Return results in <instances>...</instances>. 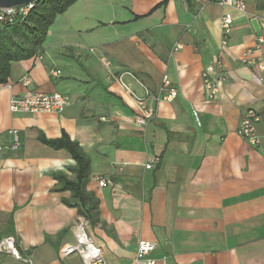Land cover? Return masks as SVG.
I'll list each match as a JSON object with an SVG mask.
<instances>
[{
	"label": "crops",
	"instance_id": "obj_1",
	"mask_svg": "<svg viewBox=\"0 0 264 264\" xmlns=\"http://www.w3.org/2000/svg\"><path fill=\"white\" fill-rule=\"evenodd\" d=\"M246 8L240 15L217 0H78L32 58L10 64L0 85V238L13 237L28 262L0 255V264H83L60 253L74 242L81 215L54 178L73 180L75 163L38 141L62 133L89 160L86 190L99 213L89 231L104 264H134L139 241L155 244V264H264V69L243 63L247 52L264 61V45L257 48L264 0H247ZM224 12L233 14L225 45ZM215 62L221 86L208 99L202 73ZM123 72L155 108L145 126L117 82ZM163 78L177 92L169 102ZM124 82L144 96L134 80ZM29 91L70 103L60 114H12L11 97ZM247 110L260 117L257 146L237 135ZM10 130L18 132L17 151L8 149ZM154 157L159 165L145 169Z\"/></svg>",
	"mask_w": 264,
	"mask_h": 264
},
{
	"label": "built area",
	"instance_id": "obj_2",
	"mask_svg": "<svg viewBox=\"0 0 264 264\" xmlns=\"http://www.w3.org/2000/svg\"><path fill=\"white\" fill-rule=\"evenodd\" d=\"M247 0H217V5L222 9L232 10L237 14H246ZM34 3L27 6L0 8V29L10 27L17 22L25 19L29 12L33 9ZM233 27V14L231 12H224L220 20L221 42L226 44L227 39ZM260 28L264 31V16L260 19ZM264 45V38L260 36L257 40V48ZM243 63L249 64L259 71L264 69V61L250 59V52L244 55ZM220 64L215 62L205 67L202 73V81L204 94L208 99L217 97L220 91L221 80L219 79ZM60 72H55L59 75ZM128 77L134 80L144 91V96L137 95L130 87L124 82V78ZM261 83L263 80L258 78ZM24 84L27 86L30 81L23 79ZM117 82L122 88L123 92L131 100L135 112L136 123L139 126H145L155 115V108L153 105L148 104V91L139 83L136 77L129 73L123 72L117 77ZM163 93L162 100L172 101L176 98L177 92L170 87L167 78H163L160 94ZM162 95V94H161ZM160 97L156 98L159 101ZM70 98L67 95L53 93L44 94L36 91H29L21 96H13L9 101V111L12 114H60L69 105ZM193 116L198 122V115L193 111ZM260 117L254 110H247L244 112L240 126L237 130V135L246 140L253 146L260 143V139L256 133V125L259 123ZM11 143L8 146L10 151H17L20 147L19 136L16 130H10ZM159 158H152L146 165L145 169L151 170L159 165ZM106 180H100L101 187L107 186ZM74 242L72 244H65L60 248V253L63 256L76 254L79 256L83 264H104L102 249L95 243V240L89 231V222L82 216L78 217L73 227ZM155 244L148 241H139L137 244L136 256L134 264H155L154 260L150 259L149 254L154 250ZM0 255H8L15 260L28 262V259L21 258L17 248L16 242L13 237L0 238Z\"/></svg>",
	"mask_w": 264,
	"mask_h": 264
},
{
	"label": "trees",
	"instance_id": "obj_3",
	"mask_svg": "<svg viewBox=\"0 0 264 264\" xmlns=\"http://www.w3.org/2000/svg\"><path fill=\"white\" fill-rule=\"evenodd\" d=\"M78 0H36L33 9L27 17L13 26L0 29V85L8 83L10 77V64L12 62L32 58L36 49L43 43L49 28L57 16L64 14ZM192 0H185L190 6ZM166 2L155 8L164 6ZM38 141L55 151H65L75 163L73 180H68L62 175H55L59 182L60 192H70L72 201L79 215L84 217L90 225L98 222V204L86 190L90 164L77 142L71 141L62 133L56 140L45 139L42 135ZM71 205L70 202H64Z\"/></svg>",
	"mask_w": 264,
	"mask_h": 264
},
{
	"label": "water",
	"instance_id": "obj_4",
	"mask_svg": "<svg viewBox=\"0 0 264 264\" xmlns=\"http://www.w3.org/2000/svg\"><path fill=\"white\" fill-rule=\"evenodd\" d=\"M36 0H0V8H11L19 6H27L33 4ZM254 27H257V23H253Z\"/></svg>",
	"mask_w": 264,
	"mask_h": 264
},
{
	"label": "rangeland",
	"instance_id": "obj_5",
	"mask_svg": "<svg viewBox=\"0 0 264 264\" xmlns=\"http://www.w3.org/2000/svg\"><path fill=\"white\" fill-rule=\"evenodd\" d=\"M72 7V6H71Z\"/></svg>",
	"mask_w": 264,
	"mask_h": 264
}]
</instances>
